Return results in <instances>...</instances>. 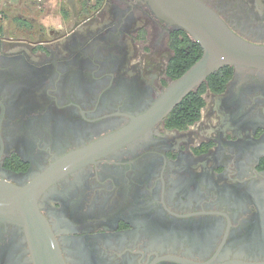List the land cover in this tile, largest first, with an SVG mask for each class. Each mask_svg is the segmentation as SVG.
<instances>
[{
    "label": "flooded vegetation",
    "instance_id": "1",
    "mask_svg": "<svg viewBox=\"0 0 264 264\" xmlns=\"http://www.w3.org/2000/svg\"><path fill=\"white\" fill-rule=\"evenodd\" d=\"M204 1L264 44V0ZM18 3L0 0V178L23 186L161 97L180 28L147 0ZM231 66L223 87L194 88L196 120L176 125L172 109L45 189L66 264L264 263V69ZM0 264H35L8 220Z\"/></svg>",
    "mask_w": 264,
    "mask_h": 264
},
{
    "label": "water",
    "instance_id": "2",
    "mask_svg": "<svg viewBox=\"0 0 264 264\" xmlns=\"http://www.w3.org/2000/svg\"><path fill=\"white\" fill-rule=\"evenodd\" d=\"M147 1L160 19L186 30L202 46L203 53L148 110L133 116L128 125L59 158L26 185L0 178V220L23 227L35 264H66L58 240L39 205V198L48 186L148 130L224 65L264 69V44L239 36L204 0Z\"/></svg>",
    "mask_w": 264,
    "mask_h": 264
},
{
    "label": "trees",
    "instance_id": "3",
    "mask_svg": "<svg viewBox=\"0 0 264 264\" xmlns=\"http://www.w3.org/2000/svg\"><path fill=\"white\" fill-rule=\"evenodd\" d=\"M171 42L175 55L169 66V74L177 79L201 57L203 48L186 30L181 28L172 34ZM231 72L232 66L224 65L207 78L208 83L212 87L219 89L217 85L223 87ZM210 80L214 81L211 82ZM203 85L206 86L207 82L203 83ZM203 103L200 91L194 89L172 110L169 118L174 119L176 121L174 124L176 125H185L192 122L199 117Z\"/></svg>",
    "mask_w": 264,
    "mask_h": 264
},
{
    "label": "rangeland",
    "instance_id": "4",
    "mask_svg": "<svg viewBox=\"0 0 264 264\" xmlns=\"http://www.w3.org/2000/svg\"><path fill=\"white\" fill-rule=\"evenodd\" d=\"M27 1H29V0H22V3H18L17 5H20V6H23V7H26V3L25 2H27ZM54 1V3L53 4H55L56 5V1L57 0H53ZM58 1H60V0H58ZM78 1H80V0H78ZM90 1V0H89Z\"/></svg>",
    "mask_w": 264,
    "mask_h": 264
}]
</instances>
